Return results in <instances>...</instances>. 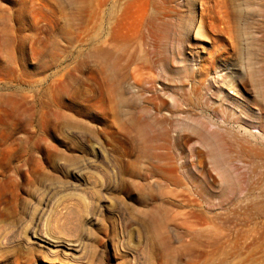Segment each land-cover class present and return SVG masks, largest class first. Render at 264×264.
<instances>
[{
	"label": "rangeland",
	"instance_id": "obj_1",
	"mask_svg": "<svg viewBox=\"0 0 264 264\" xmlns=\"http://www.w3.org/2000/svg\"><path fill=\"white\" fill-rule=\"evenodd\" d=\"M0 264H264V0H0Z\"/></svg>",
	"mask_w": 264,
	"mask_h": 264
},
{
	"label": "bare ground",
	"instance_id": "obj_2",
	"mask_svg": "<svg viewBox=\"0 0 264 264\" xmlns=\"http://www.w3.org/2000/svg\"><path fill=\"white\" fill-rule=\"evenodd\" d=\"M110 91L112 92L113 91V96L115 95L114 97V103H115V107L117 108L118 106H124V105H128V103L130 102V100L128 99V97H125L124 94H122V88L120 86V82H117V83H112L111 84V87L109 88ZM135 115V114H134ZM133 115L132 118H134L135 116ZM137 115V114H136ZM144 115V114H143ZM148 115V114H147ZM149 116V115H148ZM138 117V115H137ZM146 117V120L143 121V125L142 127H144V125L146 124H152L154 122L155 119H148L149 117L147 116H144ZM154 117V116H153ZM138 119V118H137ZM139 121V120H138ZM140 126V125H139ZM139 126H135L136 129H138ZM147 133V132H146ZM33 137V136H32ZM142 140L140 139H137V150L138 151H141L140 154L138 155L139 157H141V155H143L144 157V160L143 162H147L149 164V166H152V167H156V166H160L161 165H166L168 163V161H161V157L163 158L166 154V152H158L156 150L157 146H153V148H151L150 150H147V147L145 146V141H144V138H141ZM208 145H210L209 147V152H210V155L212 157V160L213 162L217 165V167L219 168V173L221 174V177L222 179L225 181V182H229L230 181V175H229V172L227 170V167L226 166H222V167H219L218 164L220 162V154H221V151H220V146H218V144H216V142H212L211 144V141H207ZM28 148L25 149V151H27ZM24 151V152H25ZM30 151V150H29ZM160 153V155H159ZM33 155V154H32ZM27 156V155H26ZM151 156H155V157H152ZM31 157V156H30ZM138 160L136 161L137 164H139V161L141 162V158H137ZM152 159L154 160H157L155 162L152 161ZM43 237V236H42ZM44 241L45 243L47 244H51L52 245V242L48 241V240H42ZM56 241V240H55ZM54 241V242H55ZM69 245V244H68ZM65 249V248H64ZM69 249V248H68Z\"/></svg>",
	"mask_w": 264,
	"mask_h": 264
}]
</instances>
